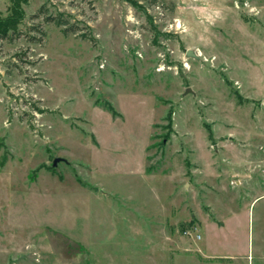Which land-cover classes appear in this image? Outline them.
Wrapping results in <instances>:
<instances>
[{
	"label": "rangeland",
	"instance_id": "obj_1",
	"mask_svg": "<svg viewBox=\"0 0 264 264\" xmlns=\"http://www.w3.org/2000/svg\"><path fill=\"white\" fill-rule=\"evenodd\" d=\"M21 10L0 39V264H264V0Z\"/></svg>",
	"mask_w": 264,
	"mask_h": 264
},
{
	"label": "trees",
	"instance_id": "obj_2",
	"mask_svg": "<svg viewBox=\"0 0 264 264\" xmlns=\"http://www.w3.org/2000/svg\"><path fill=\"white\" fill-rule=\"evenodd\" d=\"M26 0H8L7 14L3 17L0 16V39H5L9 34L16 32L17 25L20 23L23 13L21 5ZM41 12V9L36 13L37 16ZM45 22L52 23L54 26L62 27L63 32L67 31V21L62 19L61 16H45ZM52 170V167H49Z\"/></svg>",
	"mask_w": 264,
	"mask_h": 264
},
{
	"label": "clouds",
	"instance_id": "obj_3",
	"mask_svg": "<svg viewBox=\"0 0 264 264\" xmlns=\"http://www.w3.org/2000/svg\"><path fill=\"white\" fill-rule=\"evenodd\" d=\"M220 17V11L219 9H214L212 12L208 13L204 19L208 22V23H214L216 19H218Z\"/></svg>",
	"mask_w": 264,
	"mask_h": 264
},
{
	"label": "water",
	"instance_id": "obj_4",
	"mask_svg": "<svg viewBox=\"0 0 264 264\" xmlns=\"http://www.w3.org/2000/svg\"><path fill=\"white\" fill-rule=\"evenodd\" d=\"M186 56H189V57H196L195 55H193L190 51H186ZM187 89L185 91V93H187ZM260 108L261 110H264V106L263 105H260ZM57 162H64V160L62 158H54L52 161H51V167H54L55 164Z\"/></svg>",
	"mask_w": 264,
	"mask_h": 264
}]
</instances>
